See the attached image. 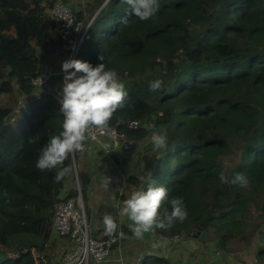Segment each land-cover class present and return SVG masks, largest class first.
<instances>
[{
    "label": "trees",
    "instance_id": "16d2710c",
    "mask_svg": "<svg viewBox=\"0 0 264 264\" xmlns=\"http://www.w3.org/2000/svg\"><path fill=\"white\" fill-rule=\"evenodd\" d=\"M41 2L0 0V96L23 98L17 106L0 105V264H53L61 252L52 219L74 159L70 154L64 161L71 170L59 182L57 169L35 166L63 123L61 98L47 88L36 92L33 84L42 73L39 52L50 55L58 46L57 22ZM160 5L153 18L141 21L125 0L86 2L75 10L80 32L88 25L76 59L96 65L102 54L125 84L127 95L108 125L128 138L166 132L165 148L142 150L144 190L163 185L168 191L160 211H171V198L181 197L184 220L205 230L218 250L235 251L231 242L245 247L264 227V0ZM157 79L163 85L153 92L149 83ZM131 121L138 126L130 127ZM221 171L230 179L245 175L247 186L222 184ZM106 213L115 218L111 208H97L99 219ZM116 221L115 233L133 235L131 221ZM180 222L170 226L177 234L184 233ZM258 248L264 264V242ZM142 264L171 262L158 257Z\"/></svg>",
    "mask_w": 264,
    "mask_h": 264
},
{
    "label": "clouds",
    "instance_id": "9594fccd",
    "mask_svg": "<svg viewBox=\"0 0 264 264\" xmlns=\"http://www.w3.org/2000/svg\"><path fill=\"white\" fill-rule=\"evenodd\" d=\"M130 6L132 14L141 21L153 18L158 12L160 0H125ZM96 65L80 59L65 60L62 69L65 72L62 90L60 92V110L63 115L62 131L51 135L41 148L36 161V168L40 171L57 169L55 180L61 181L69 172V167H62L70 154L84 151L85 141L89 138L91 129L106 127L118 107L122 106L125 96V84L121 81L114 68H107L104 56ZM74 69V71H69ZM163 85L162 80L149 83V89L158 91ZM93 139L95 137H92ZM31 141V137L29 138ZM154 149H163L167 144V134L164 131H154L151 135ZM107 145H105V148ZM219 179L222 184L246 187L248 179L241 173H236L231 179L221 171ZM110 178L102 182V187L109 190ZM168 191L163 186L149 185L146 190H132L128 198L118 207L121 218L127 217L132 223L129 225L133 234L141 237L143 233L155 228L170 227L176 220L183 221L186 208L181 197H173L169 201L171 211L164 208L162 202L167 199ZM106 234L116 232V219L106 213L102 218Z\"/></svg>",
    "mask_w": 264,
    "mask_h": 264
},
{
    "label": "built area",
    "instance_id": "2783aa9c",
    "mask_svg": "<svg viewBox=\"0 0 264 264\" xmlns=\"http://www.w3.org/2000/svg\"><path fill=\"white\" fill-rule=\"evenodd\" d=\"M41 6L57 22L58 46L53 53L63 64L65 60L76 59L77 53L86 35L88 25L81 31L82 21L77 17L71 4L63 0H42ZM69 71H73L70 69ZM59 75L64 79L65 72L62 69L57 72L52 66L42 67V73L33 79L36 92L43 91L49 86L53 78ZM130 127L136 128L137 121H131ZM92 137H95L94 139ZM108 142V143H107ZM85 149L105 148L109 154L123 155L133 149V142L120 133L115 127L107 125L102 128L91 129L89 138L84 142ZM84 149V150H85ZM84 151L72 154L74 163L72 175L75 180L74 190L76 194L68 196V189L64 187L62 194L55 204L52 219L53 236L60 242L61 252L53 256V264H106L111 260L112 253L118 242L123 239L124 232L119 229L117 233L108 235L103 232L102 237L94 234L88 214L85 209L83 193L86 184L79 178L78 158ZM146 156L141 152V156ZM117 173L112 176L116 180ZM143 181H145L142 178ZM141 180V185L142 183ZM33 253L35 250L33 249ZM8 256L18 253L7 252ZM162 257H166L163 255ZM47 259H43L46 262ZM117 263L120 258L116 259ZM142 264V263H137Z\"/></svg>",
    "mask_w": 264,
    "mask_h": 264
},
{
    "label": "rangeland",
    "instance_id": "374dc122",
    "mask_svg": "<svg viewBox=\"0 0 264 264\" xmlns=\"http://www.w3.org/2000/svg\"><path fill=\"white\" fill-rule=\"evenodd\" d=\"M63 1L71 4L74 10H78L90 0ZM39 56L41 58V68L50 65L53 70L57 72L61 71L62 63L53 55V53L49 55L44 53V51H40ZM62 84L63 78L56 75L47 89L60 97ZM22 100L23 98L20 95H2L0 96V105L17 106L21 104ZM14 124L17 128L20 127L19 121L15 120ZM151 135L152 134L131 136L128 138L133 142L134 147L130 152L123 154L124 156L126 155V161L124 164L118 165L117 178L114 181H119L123 185H126L127 187L129 186L131 190L144 189L148 172L146 161L141 157V152L142 150L147 152L153 147L150 140ZM142 178L145 181H143ZM141 180L142 183L144 182L142 185ZM84 193L86 196L84 198L85 207L89 206L91 208V213L88 214L91 226L93 231H98L100 228H104L102 219H99L97 216L98 206L95 202L90 201V195H88L86 190ZM118 196H121L119 191L117 192L116 197ZM118 201L121 202L120 206H122L124 200L119 199ZM115 212L120 225L129 224L130 220L127 217L121 218L118 211ZM178 227L180 230L182 229L184 231L183 234L173 232L174 227L172 226L170 228H160V231L152 229L143 233L141 237H137L134 234L131 236H124L121 242L115 247L111 258H120V261H118L117 264L144 263V261H151L158 257H162L163 255H166L167 258L171 260L170 262L172 264L174 262L178 264H238V262L234 260V258L236 259L235 254L244 256V251L253 249L250 245L242 247L235 242H231V245L235 246V251H221L215 247L214 241L209 235L204 242L193 237L190 232L194 228H192L190 222L186 220L181 221L178 224ZM168 231L171 232V236L167 234Z\"/></svg>",
    "mask_w": 264,
    "mask_h": 264
},
{
    "label": "crops",
    "instance_id": "0c3cea01",
    "mask_svg": "<svg viewBox=\"0 0 264 264\" xmlns=\"http://www.w3.org/2000/svg\"><path fill=\"white\" fill-rule=\"evenodd\" d=\"M125 161L126 155L109 154L107 149L104 147H101L97 150L90 148L85 149L78 158L79 178L81 182L86 184V192H88V195H90V201L95 202L98 207H109L115 212L118 211V207L116 205L121 204V202L118 200H125L128 198V195L132 191L131 188H129V186L127 187L126 185H123L119 181H114L112 179V174L117 173L118 165L124 164ZM109 178V190H105L102 187V182ZM74 184L75 180L71 171L64 187L68 189V191L74 190ZM118 191L121 193V196L116 197ZM261 234H264L263 228H261V230L257 233L251 244H249L251 247H253V249L244 251V256L235 254L236 259L234 258V260L238 262V264H248V262L249 264H259L257 260V246L264 241V237L263 241H260ZM106 264H117V261L116 259L111 258V260ZM173 264L178 263L174 262Z\"/></svg>",
    "mask_w": 264,
    "mask_h": 264
},
{
    "label": "water",
    "instance_id": "95a60500",
    "mask_svg": "<svg viewBox=\"0 0 264 264\" xmlns=\"http://www.w3.org/2000/svg\"><path fill=\"white\" fill-rule=\"evenodd\" d=\"M190 234L193 237L198 238L202 242H204L206 240L207 236H208V233L205 230L200 231V230H197L195 228L191 230ZM263 237H264V234H261L260 241H263Z\"/></svg>",
    "mask_w": 264,
    "mask_h": 264
}]
</instances>
